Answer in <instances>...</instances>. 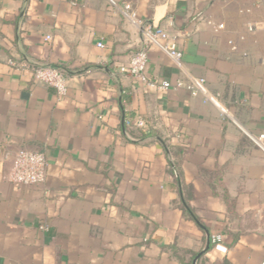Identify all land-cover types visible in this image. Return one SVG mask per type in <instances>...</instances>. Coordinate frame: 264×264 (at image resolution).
Wrapping results in <instances>:
<instances>
[{
  "label": "crops",
  "instance_id": "0c3cea01",
  "mask_svg": "<svg viewBox=\"0 0 264 264\" xmlns=\"http://www.w3.org/2000/svg\"><path fill=\"white\" fill-rule=\"evenodd\" d=\"M143 47L147 80L182 86L120 72ZM263 132L264 0H0V264H264ZM20 149L42 183L9 180Z\"/></svg>",
  "mask_w": 264,
  "mask_h": 264
},
{
  "label": "built area",
  "instance_id": "2783aa9c",
  "mask_svg": "<svg viewBox=\"0 0 264 264\" xmlns=\"http://www.w3.org/2000/svg\"><path fill=\"white\" fill-rule=\"evenodd\" d=\"M128 6L126 5V9ZM127 18L134 17L132 12H125ZM222 24L216 25V28H222ZM47 39L49 37H46ZM145 45H155L170 58L176 62L180 60L182 54L178 51L174 43L168 40V35L161 29H153L148 27L144 31ZM101 46V43L97 44ZM234 48V47H233ZM147 51L143 47L134 52L130 57L127 65L119 67V71L122 73H129L136 79L146 83L151 87H158L160 89L178 88L182 86L181 82L171 83L167 80L162 81L159 85L153 81H148L145 75V69L147 65ZM11 64H13L11 62ZM33 78L40 81L49 87H52L58 97H63L68 91V78L63 69L39 64L31 68ZM186 88L193 94H202L204 102L208 101L214 105H219L217 96L208 93L205 87V81L203 78H197L192 80L186 85ZM141 124V123H140ZM252 142L264 153V132L256 136L250 137ZM46 165L47 159L44 153L40 151H29L20 149L17 150L11 159V169L8 175L10 181L23 185H33L42 183L46 177ZM210 243L215 249L224 250L221 245V234H212L210 236Z\"/></svg>",
  "mask_w": 264,
  "mask_h": 264
},
{
  "label": "water",
  "instance_id": "95a60500",
  "mask_svg": "<svg viewBox=\"0 0 264 264\" xmlns=\"http://www.w3.org/2000/svg\"><path fill=\"white\" fill-rule=\"evenodd\" d=\"M205 248H208V243H207V245H206V247Z\"/></svg>",
  "mask_w": 264,
  "mask_h": 264
}]
</instances>
